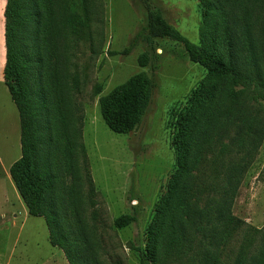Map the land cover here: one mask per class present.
I'll return each mask as SVG.
<instances>
[{"label": "rangeland", "instance_id": "374dc122", "mask_svg": "<svg viewBox=\"0 0 264 264\" xmlns=\"http://www.w3.org/2000/svg\"><path fill=\"white\" fill-rule=\"evenodd\" d=\"M143 1L96 0L90 26L92 41L79 43L68 67L69 75L78 78L79 87L73 88L71 95L81 122L57 126L52 148L58 147L63 155L54 153L58 177L47 206L57 212L56 198L64 200L59 225L73 264H142L141 251L154 253V248L153 258L143 264H210L205 258L219 252L221 263L233 264L243 236L261 230L257 236L262 238L264 232V103L255 101L251 87L233 88L228 80L209 77L202 67L189 61L181 44L167 39L148 41ZM146 1L181 35L200 45L203 9L198 0ZM244 2L232 0V5L219 9L220 29L223 34L228 26L237 52L251 38L264 74V0L248 4L251 35L243 33L241 18L236 19L234 12ZM5 4L6 0H0V65L5 53ZM55 5V1L51 3L53 10ZM220 47L224 52L227 49L223 36ZM126 48L130 51L124 55ZM142 54L149 58L144 68L138 65ZM245 56L246 51L238 54L243 70L250 63ZM140 72L154 85L143 116L131 133H113L101 119L98 99ZM69 83L73 86L71 79ZM232 89L241 92L235 99ZM255 91L264 94L259 88ZM3 92L11 102L5 86L0 85V95ZM65 94L63 90L53 97L62 109L63 105L68 107ZM197 120L201 136L196 155L205 159L200 167L205 191L198 204L187 211L190 220L183 224L184 233L177 232L180 222L175 219L176 234L165 232L156 244L151 227L156 230V222L162 218L160 201L176 168L173 138L183 125L191 127ZM13 126H19L17 120ZM37 134L43 143L37 154L42 164L47 144L49 149L48 133L37 128ZM192 176L196 177V171ZM9 186L1 177L0 200L12 198ZM224 188L232 190L229 213L240 222V230L229 244L220 246L217 230L212 232L206 219L216 217V203ZM121 215L135 220L117 229L114 220ZM32 220L37 222L35 228L30 224L21 231L16 228L7 241H0V255L10 257L11 264H70L62 249L54 247L60 254L54 257L58 251L47 241L43 219ZM175 236L179 237L181 256L164 263L168 242Z\"/></svg>", "mask_w": 264, "mask_h": 264}, {"label": "trees", "instance_id": "16d2710c", "mask_svg": "<svg viewBox=\"0 0 264 264\" xmlns=\"http://www.w3.org/2000/svg\"><path fill=\"white\" fill-rule=\"evenodd\" d=\"M54 1L56 5L53 10L51 3ZM198 1L203 9L200 45L191 43L181 35L165 21L159 9L144 0L148 41L167 39L181 44L189 61L202 67L209 77L228 80L233 88L251 87L255 101L264 103V94L255 91L256 88L264 91V74L257 64L251 38L245 40L241 45L242 49L237 52L228 26L224 27L223 34L220 29L217 13L224 5H232V0ZM249 2L250 0H245L242 6L239 4L234 8V12L236 19L238 16L241 18L243 33L251 35L248 21ZM95 4L96 0H6L4 9L3 81L18 110L21 129V157L11 165L9 174L28 214L44 220L51 246L64 250L70 264L73 262L67 254L66 241L59 225L61 217L63 219L64 200L56 198L57 212L47 206L48 197L52 199L54 195L58 177L54 153L63 155L62 151L57 150L58 147L52 148L53 136L57 126H76L81 122L80 114V117H77L79 109L72 106L71 95L73 88L79 87L78 78L77 75H69L68 67L75 57L79 43L92 41L90 26L96 15ZM222 36L227 42L225 52L220 47ZM129 51L130 48H126L122 54L126 55ZM243 51H246L245 57L250 58L246 70H243L238 61V54ZM148 61L147 54H142L138 58V65L144 68ZM69 79L72 80L73 86ZM153 88V82L147 74L140 72L112 89L107 95L101 96L98 99V107L104 125L119 135L134 131L143 116ZM63 90L68 99V107L63 105L62 109L53 97ZM240 93L234 89L231 91L234 99ZM213 98L214 94L211 99ZM199 123L197 120L191 127L183 125L173 138L176 168L169 177L165 195L160 201L159 215L162 218L156 222V230L151 227L154 231L152 234L156 235V244L161 242L163 233L176 234L173 224L175 219L180 222L177 232L180 235L184 233V225L190 220L187 211L191 209L192 204H198L201 194L205 191V176L200 170L205 159L196 155L201 136ZM37 128L48 133L49 149L47 144L45 161L42 164L40 159H37L40 146L43 145L39 140ZM79 146L81 148L80 144ZM194 171L196 177L192 176ZM231 197L232 190L224 188L222 197L216 203V217L206 219L207 224L212 226L211 231L217 230L220 246L229 244L240 230V222L229 213ZM203 214L204 212L201 215ZM134 220L131 215H121L114 220V226L117 229L125 228ZM261 232L254 230L253 235L243 236L233 264H264V232L262 238L257 236ZM178 238L175 236L168 242L164 263L181 256ZM155 251V248L154 253L141 251L142 264L145 260L152 259ZM205 259L210 264H223L220 252L213 258L207 256Z\"/></svg>", "mask_w": 264, "mask_h": 264}, {"label": "crops", "instance_id": "0c3cea01", "mask_svg": "<svg viewBox=\"0 0 264 264\" xmlns=\"http://www.w3.org/2000/svg\"><path fill=\"white\" fill-rule=\"evenodd\" d=\"M4 63L5 60L3 56L0 65V85L5 86L9 95L8 99H10L11 102L7 100V96H5L4 92L0 95V128L2 129H0V178L3 177L10 185L12 198L7 199L4 196L3 200H0V241H7L8 235L11 234L13 236L12 231L16 228L21 231L28 224L35 228L34 226L37 222H34L32 219H38L28 214L27 208L16 191L9 174L11 165L21 157V129L18 110L3 81ZM15 120H17L19 126H13ZM5 124H9V126H3ZM47 241L51 246L49 239ZM51 248L53 251H58V254L54 257H60L59 250L52 246ZM55 253L56 252H53L52 254ZM0 264H11L10 257L0 255Z\"/></svg>", "mask_w": 264, "mask_h": 264}]
</instances>
